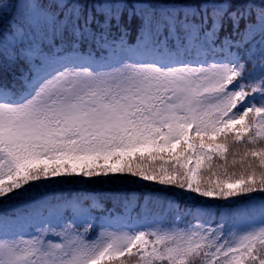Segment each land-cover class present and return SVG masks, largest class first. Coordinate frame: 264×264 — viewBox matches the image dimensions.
I'll list each match as a JSON object with an SVG mask.
<instances>
[{"label":"snow or ice","instance_id":"6c2138e0","mask_svg":"<svg viewBox=\"0 0 264 264\" xmlns=\"http://www.w3.org/2000/svg\"><path fill=\"white\" fill-rule=\"evenodd\" d=\"M115 173L264 193V0H0V233L46 212L64 223L60 242L0 240V264H264V201L238 232L130 216L109 230L103 197L47 199L49 183H85L51 178Z\"/></svg>","mask_w":264,"mask_h":264},{"label":"trees","instance_id":"16d2710c","mask_svg":"<svg viewBox=\"0 0 264 264\" xmlns=\"http://www.w3.org/2000/svg\"><path fill=\"white\" fill-rule=\"evenodd\" d=\"M24 2H27V0H24ZM129 39L134 40L135 33ZM232 52L235 53L236 49L233 48ZM216 58L220 59L221 54H217ZM248 68L250 69L251 65H248ZM8 83L11 86V76L8 78ZM240 147L243 148L242 145ZM214 162L222 163V161H217L216 158H214ZM51 179L53 181L73 179L85 181L82 184L49 183L47 199L53 203L55 202L52 193H55L56 196L86 193L91 198L103 197L105 206L113 209V216L115 217L109 230L121 228L128 230L124 227L128 216L137 225L166 229H188L195 224L215 228L226 223V226L231 228L232 231L238 232L250 227L260 226L262 219L259 205L264 201V193L237 196L229 200L200 197L194 193L179 195L181 192L179 189L159 185L153 181H143L138 177H132L128 173H115L110 174L108 177H55ZM88 181H95L96 183H89ZM166 188L167 190H165ZM127 201H131V210L128 211L124 209V203ZM231 201L235 202L232 203ZM176 205H179V213L174 210ZM243 210L248 211L244 212ZM104 216H107V213ZM118 217L124 218V220L117 219ZM95 224L96 227L90 231L93 236L92 239L102 230L101 225L104 224V217L96 220ZM25 225L28 227L26 232L8 236L7 239H19L21 236L30 238L32 235L46 231L45 239L60 242L55 233L61 230L64 223L63 218L49 215L46 212L43 216L31 220ZM0 240L3 239L0 237Z\"/></svg>","mask_w":264,"mask_h":264},{"label":"rangeland","instance_id":"374dc122","mask_svg":"<svg viewBox=\"0 0 264 264\" xmlns=\"http://www.w3.org/2000/svg\"><path fill=\"white\" fill-rule=\"evenodd\" d=\"M242 150H243V148H241ZM231 161V156H229V162ZM259 194V193H258ZM232 203L233 202H235V201H231ZM25 228H23V230H24ZM0 234H2V233H0ZM47 240V239H46ZM53 242V241H52ZM54 243H56V242H54Z\"/></svg>","mask_w":264,"mask_h":264}]
</instances>
